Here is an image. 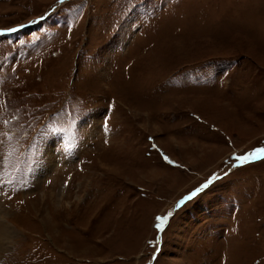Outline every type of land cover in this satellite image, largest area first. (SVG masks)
I'll list each match as a JSON object with an SVG mask.
<instances>
[{"label":"rangeland","instance_id":"obj_1","mask_svg":"<svg viewBox=\"0 0 264 264\" xmlns=\"http://www.w3.org/2000/svg\"><path fill=\"white\" fill-rule=\"evenodd\" d=\"M0 30V264H264V0H0Z\"/></svg>","mask_w":264,"mask_h":264},{"label":"snow or ice","instance_id":"obj_2","mask_svg":"<svg viewBox=\"0 0 264 264\" xmlns=\"http://www.w3.org/2000/svg\"><path fill=\"white\" fill-rule=\"evenodd\" d=\"M9 31L15 32L17 31V29H10ZM0 34H3V30H0ZM261 157H264V149H256L255 151L245 155V156H239L236 159L241 162H247L251 159H259ZM164 159L167 161L168 158L165 156ZM171 162V161H169ZM209 183H211V181H209ZM203 188H207L208 184H205L202 186ZM201 189H197L196 191H194L193 193H191L189 196L185 197L184 200H181L178 204H177V208H179L186 200L191 199L193 196H195ZM171 215V214H169ZM168 220V216H162V217H157V223H156V228L158 230H163L166 221Z\"/></svg>","mask_w":264,"mask_h":264},{"label":"bare ground","instance_id":"obj_3","mask_svg":"<svg viewBox=\"0 0 264 264\" xmlns=\"http://www.w3.org/2000/svg\"><path fill=\"white\" fill-rule=\"evenodd\" d=\"M63 153H61L62 155ZM58 155V156H61ZM57 158V157H56ZM61 158V157H60ZM53 160L54 162L56 161L55 159V154L53 157L50 156V160ZM55 159V160H54ZM65 159V158H64ZM72 159V158H71ZM61 160V159H60ZM62 162V161H61ZM50 163V162H49ZM63 163V162H62ZM70 196V195H69ZM68 195H65L64 199L66 200V198H69ZM71 197V196H70ZM14 236V232L9 228L8 225H4L2 223H0V251L5 250L7 244L9 243V241L12 239V237Z\"/></svg>","mask_w":264,"mask_h":264}]
</instances>
